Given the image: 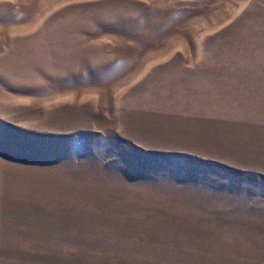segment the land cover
Instances as JSON below:
<instances>
[{
    "label": "rangeland",
    "instance_id": "obj_1",
    "mask_svg": "<svg viewBox=\"0 0 264 264\" xmlns=\"http://www.w3.org/2000/svg\"><path fill=\"white\" fill-rule=\"evenodd\" d=\"M0 264H264V0H0Z\"/></svg>",
    "mask_w": 264,
    "mask_h": 264
}]
</instances>
